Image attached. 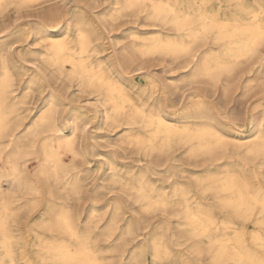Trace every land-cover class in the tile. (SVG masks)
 Returning <instances> with one entry per match:
<instances>
[{
    "label": "bare ground",
    "instance_id": "1",
    "mask_svg": "<svg viewBox=\"0 0 264 264\" xmlns=\"http://www.w3.org/2000/svg\"><path fill=\"white\" fill-rule=\"evenodd\" d=\"M109 4L108 12L97 13V0H0V15L15 16L0 30V264H113L106 254L136 233V216L116 231L124 208L113 197L108 220L97 226L107 206L99 204V189L127 191L142 212L176 217L179 230L169 241L185 245L170 246L165 232L171 227L163 219L127 261L118 262L141 263L150 250L151 264H200L204 255L209 264H264V105L248 116L194 91L178 108L165 85L154 90L160 100L149 102L141 97L146 85L134 91L135 81L128 79L142 68L137 59L183 58L184 81L215 84L225 76L226 94L233 81L227 77L239 68L246 73L244 91L264 100V0ZM125 13L142 15L153 27L142 35L132 27L124 36L122 30L114 33L111 21ZM107 49L126 77L101 59L92 62ZM47 72L75 80L101 105L103 120L124 126L119 143L135 147L145 160L137 173L117 169L115 154L106 156L94 145L89 153L77 148L80 115L88 111L72 107L59 121L60 102L52 92L24 122V99L34 87L45 86ZM20 76H27V83L15 95ZM176 148L181 152L170 155ZM183 155L188 162L179 161ZM96 156L104 157L112 178L93 187L81 219L67 203L81 191L78 172L69 170L74 160L90 163ZM31 159L36 166L27 170ZM160 166L166 180L158 177ZM56 186L64 195L55 193Z\"/></svg>",
    "mask_w": 264,
    "mask_h": 264
},
{
    "label": "rangeland",
    "instance_id": "2",
    "mask_svg": "<svg viewBox=\"0 0 264 264\" xmlns=\"http://www.w3.org/2000/svg\"><path fill=\"white\" fill-rule=\"evenodd\" d=\"M109 1L97 0L98 5L95 8L96 12H108L111 9ZM13 18H15V16L12 12H5L4 14L0 15V30L5 28L6 26H9L14 21ZM112 21L111 23L113 24L114 33L122 30L124 31L122 33L123 36L125 35V33H127L126 30L130 29L131 27V29H134L140 35L147 32L153 27L150 23H148V20L143 19L142 15L133 18L129 14L127 15V13H125L124 16H119ZM126 41V36L121 38V41L118 42V46L120 47L124 45ZM15 46H17L16 43L13 47ZM108 52V49L107 51H101L93 57L92 62L96 64V61L98 59H101L105 61L107 66H111V70L115 74L126 77L127 75L124 74L125 72L121 68L113 65L114 61L112 60L111 56H109ZM137 60L141 61L142 68L136 73V75H134L133 77H128V79H132L135 81L134 91H139L141 89V86L146 85V89L141 94L143 100L147 99V101L149 102L160 100L159 92L157 90L160 91L162 86L165 85V87L171 93V101H174L178 108L182 106L181 103L183 102V100H191L192 97H194V91L200 93L202 95V98L210 99L214 103L220 102L221 104H224L226 102L227 106H232L236 113L238 112L245 115L247 114L248 116L255 113L258 114L257 111H259L260 108L256 107V105H264V100L258 99V96L256 94H253L252 91H244V87L246 84V73L242 72L241 74L240 72L242 70L239 68H237L229 77H227L229 78V80L233 81L230 82L227 93L223 94V87L226 82V80H224L226 78L225 76H222V80H218V82L215 84H212L207 79H201L199 82L193 83L184 81L183 73L188 70V67H183V58L172 59L168 56H163L162 58L159 56H147ZM29 61H32L30 57L28 59L27 66L31 68L32 64H30ZM34 63L38 64L39 66L42 65L36 60L34 61ZM26 77L27 76L16 77V91L14 93L15 95H19L21 88L27 83ZM45 80L47 81V83L41 90L35 89L34 87L33 90L24 99V107L28 109L25 114L26 119L24 122L28 123L33 119L35 114L45 103L46 96L50 92H52L55 95V99L59 100L60 102L57 110V117L59 118V121L65 120L72 107L84 108L89 112H87V114L80 115V122L83 123V127L81 133L79 134L80 137L75 144L77 148H80L84 152L89 153L91 145H94L106 156L112 153L115 154L114 158L117 169L121 171H131L133 173H137L139 167L143 165V163H145V160L141 155L137 153V149L135 147H127L126 145L119 143V140L122 137V130L124 129V126L121 125L118 127H114L103 120V108L95 100L94 95L79 90L80 87L75 80L71 79L72 81H70L64 75L58 74L57 72H53V74L47 72ZM155 89L157 90L154 91ZM259 116H262V113L259 114ZM181 150L182 149L176 148L169 154H178L179 152H181ZM64 160L65 162H69V158H67L66 156H64ZM179 161L188 162L184 155L183 157H179ZM82 162L83 161L80 159L74 160V164L76 166L73 170H69L70 172L77 171L81 178V191L79 193V200L76 198L77 196L74 195L70 196L69 199H67V203L69 204L71 209H76V211H78L79 217L81 219H84L87 211L86 208L89 202L92 200L93 187H97L101 184H106L111 181L112 172L109 171L108 166L104 164V157L96 156L95 160L90 163ZM35 166L36 161L34 159H31L27 164V170H33ZM161 168L163 167L160 166L158 168V171L160 172L158 173L159 175H157L158 177L166 180L167 173L161 170ZM54 191L59 195H64V193L60 191L57 186L54 187ZM98 192L100 196L99 204L102 205L104 203H107V206L101 212L100 217L96 220L97 226H102L108 220L112 205L111 199L113 197H116L120 202L122 208H124V213H121L118 216L116 222V231L123 227L122 225L126 221V218H129L130 215L136 216V233L130 237H126L123 240L122 244L113 247L110 251L107 252L106 255L111 258V263L123 264V261L118 262L119 260H121V258L124 259V262L127 261V258L131 253V250L134 248V246H136V243L142 239L144 234L148 232L153 233L156 228L162 226L160 222L163 219H168L169 225L171 227L165 232V238L167 242L172 248H184L185 245L176 246L169 241L171 239V233H178L177 231L179 230V228H177V225H175L177 221L176 217L162 213L160 211L152 212L149 214L142 212L138 207V204L133 200V198L127 191L113 189L111 193H105L104 191L99 189ZM250 229L251 226H247V231H249ZM99 243H103L102 237L100 238ZM20 246H22V243ZM201 261L202 262L200 264H209L206 255L202 257ZM130 264L137 263L131 262ZM138 264H151L150 250L144 253L143 260Z\"/></svg>",
    "mask_w": 264,
    "mask_h": 264
}]
</instances>
